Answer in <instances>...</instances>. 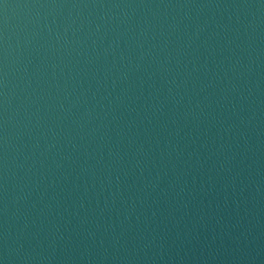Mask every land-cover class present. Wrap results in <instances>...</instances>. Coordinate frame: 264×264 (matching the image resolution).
I'll return each mask as SVG.
<instances>
[{"label": "water", "instance_id": "95a60500", "mask_svg": "<svg viewBox=\"0 0 264 264\" xmlns=\"http://www.w3.org/2000/svg\"><path fill=\"white\" fill-rule=\"evenodd\" d=\"M0 264H264V0H0Z\"/></svg>", "mask_w": 264, "mask_h": 264}]
</instances>
